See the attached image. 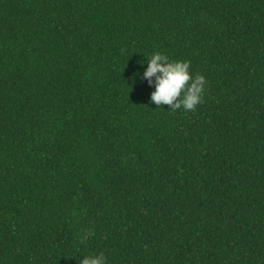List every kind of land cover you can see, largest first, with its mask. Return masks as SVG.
<instances>
[{"label": "trees", "instance_id": "1", "mask_svg": "<svg viewBox=\"0 0 264 264\" xmlns=\"http://www.w3.org/2000/svg\"><path fill=\"white\" fill-rule=\"evenodd\" d=\"M156 52L195 111L151 102ZM100 253L264 264V0H0V264Z\"/></svg>", "mask_w": 264, "mask_h": 264}, {"label": "clouds", "instance_id": "2", "mask_svg": "<svg viewBox=\"0 0 264 264\" xmlns=\"http://www.w3.org/2000/svg\"><path fill=\"white\" fill-rule=\"evenodd\" d=\"M147 70L143 74L150 86L155 87L151 94V102L160 108L164 105L171 107L170 112L181 108L185 112L195 111L204 103V92L207 81L203 75H191V61H169L167 55L156 52L147 59ZM94 230H85L81 236V243H85L89 236H94ZM80 264H107L103 253L84 256Z\"/></svg>", "mask_w": 264, "mask_h": 264}]
</instances>
